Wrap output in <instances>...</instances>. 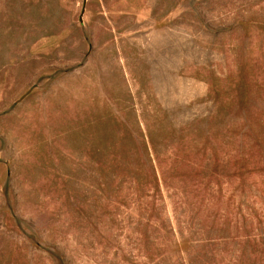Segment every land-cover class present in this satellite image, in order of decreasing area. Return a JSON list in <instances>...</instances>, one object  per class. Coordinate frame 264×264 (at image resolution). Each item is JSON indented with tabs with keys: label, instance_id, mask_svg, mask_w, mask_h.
I'll return each mask as SVG.
<instances>
[{
	"label": "rangeland",
	"instance_id": "1",
	"mask_svg": "<svg viewBox=\"0 0 264 264\" xmlns=\"http://www.w3.org/2000/svg\"><path fill=\"white\" fill-rule=\"evenodd\" d=\"M0 264H264V0H0Z\"/></svg>",
	"mask_w": 264,
	"mask_h": 264
}]
</instances>
